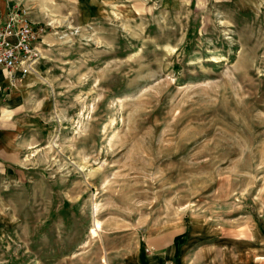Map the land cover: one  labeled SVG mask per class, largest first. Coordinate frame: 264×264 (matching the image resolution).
<instances>
[{
    "label": "rangeland",
    "instance_id": "obj_1",
    "mask_svg": "<svg viewBox=\"0 0 264 264\" xmlns=\"http://www.w3.org/2000/svg\"><path fill=\"white\" fill-rule=\"evenodd\" d=\"M202 1L115 0L47 33L0 264H131L184 235L182 264L250 262L224 236L264 234V10Z\"/></svg>",
    "mask_w": 264,
    "mask_h": 264
},
{
    "label": "crops",
    "instance_id": "obj_2",
    "mask_svg": "<svg viewBox=\"0 0 264 264\" xmlns=\"http://www.w3.org/2000/svg\"><path fill=\"white\" fill-rule=\"evenodd\" d=\"M115 0H0V25L4 23L8 7L12 3L22 4L28 9V18L37 23L50 22L54 27L67 25H85L105 17L113 5ZM231 2L236 4V1L241 0H203L201 3ZM252 9L255 12H263L264 0H250ZM49 30L52 28L49 27ZM49 35L46 34L45 38ZM31 75L23 79L11 82L7 75L0 70V171L10 172L21 166L24 161L26 152L31 148L29 134L33 127L32 119L35 118L28 111L30 94L29 84ZM248 230V229H246ZM249 237H244L243 234L236 237L224 236V238H234L233 240H246L247 259H250L248 264H264V234L259 235L258 232L249 231ZM212 242L210 245H216L225 240L218 236L217 233H212ZM197 235L196 242L209 241V238L200 237ZM176 241H172V245L165 250H160L155 254L162 253L161 256H151L143 254L141 251L134 253L128 260L131 264H182L181 248L184 246V237H177ZM219 238V239H218ZM219 241V242H218ZM232 241V240H231ZM221 247L233 248L235 243L219 244ZM199 247H204L199 244ZM167 254V256H166Z\"/></svg>",
    "mask_w": 264,
    "mask_h": 264
},
{
    "label": "built area",
    "instance_id": "obj_3",
    "mask_svg": "<svg viewBox=\"0 0 264 264\" xmlns=\"http://www.w3.org/2000/svg\"><path fill=\"white\" fill-rule=\"evenodd\" d=\"M57 29L50 22L37 23L28 18V9L22 4L12 3L0 25V70L11 82L37 73L45 58L44 36ZM55 32H57L55 30Z\"/></svg>",
    "mask_w": 264,
    "mask_h": 264
}]
</instances>
